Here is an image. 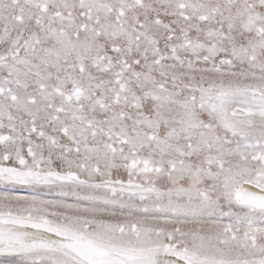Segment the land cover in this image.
<instances>
[{
  "label": "snow or ice",
  "instance_id": "1",
  "mask_svg": "<svg viewBox=\"0 0 264 264\" xmlns=\"http://www.w3.org/2000/svg\"><path fill=\"white\" fill-rule=\"evenodd\" d=\"M0 185V264H264V0H0Z\"/></svg>",
  "mask_w": 264,
  "mask_h": 264
},
{
  "label": "rangeland",
  "instance_id": "2",
  "mask_svg": "<svg viewBox=\"0 0 264 264\" xmlns=\"http://www.w3.org/2000/svg\"><path fill=\"white\" fill-rule=\"evenodd\" d=\"M3 190H4L3 186L0 185V191H3ZM45 198L46 199H59L60 197H59V195L53 193V194H50V195L46 196Z\"/></svg>",
  "mask_w": 264,
  "mask_h": 264
}]
</instances>
